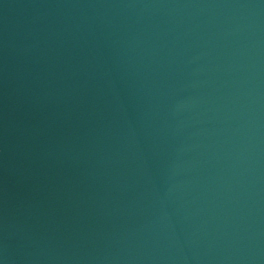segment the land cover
<instances>
[{"label":"water","instance_id":"1","mask_svg":"<svg viewBox=\"0 0 264 264\" xmlns=\"http://www.w3.org/2000/svg\"><path fill=\"white\" fill-rule=\"evenodd\" d=\"M0 264H264V0H0Z\"/></svg>","mask_w":264,"mask_h":264}]
</instances>
